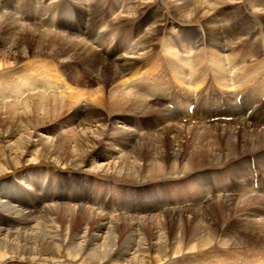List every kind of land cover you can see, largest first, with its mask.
<instances>
[{
  "label": "rangeland",
  "instance_id": "374dc122",
  "mask_svg": "<svg viewBox=\"0 0 264 264\" xmlns=\"http://www.w3.org/2000/svg\"><path fill=\"white\" fill-rule=\"evenodd\" d=\"M26 1L31 2L29 0ZM41 1L42 0H39L38 2ZM81 1L82 0H47L44 3V7H41L39 9V13H42V15H45L46 13L54 14L55 12L60 11L62 7H69V9L72 11V14H68V16L76 15L78 16V18H81V16H83V12L79 8L83 7L81 6ZM88 1L90 2L89 4L91 6V12L93 13V15L88 17L87 20L84 21L86 23V26H88V28L96 29H98V26H101V31L103 30L105 34L108 32L106 34L107 42L110 41V44L115 48L119 47V41H122L124 39L128 40V42H131L129 49L137 53H132L134 54V58H139L134 59L136 64L134 66L135 69L133 72L141 71L147 63L153 64L147 66L150 72H144L146 77V89L145 93L142 94L153 96L149 99L150 101L148 102L156 107H159L160 110H164V117L157 116V114H159L160 112L147 114L146 117H144L142 114H127L128 117H131L135 120V125L128 127L131 131H136L139 135H142L145 138H152V140L146 141L145 144H143L142 152L139 150H135V144H131L128 149L124 150L122 145H120L123 141H125L123 140V134L121 132L117 133L116 130L105 132V134L102 135L101 138H93L95 145V148L93 149L94 152L89 154V157H87L93 165H86L81 167L80 169H73L71 167L65 166L64 163L65 161H67V157L71 151V148H73V146L75 145L74 143H72L73 145L71 144L70 146L65 143V145L62 147L63 150L60 153L61 155L58 156L59 160L61 161L60 163L46 162L45 159L39 155L44 153H41V150H38L39 147H37L36 145L39 142L35 135L36 133H38L46 137L47 139H53L52 143L54 145L62 143L63 139H61L60 136L64 131L78 129L79 124L74 122L75 120L80 119V121L78 122L81 123L85 118L91 116L89 114V111L85 107L83 108L84 111L82 112V114L77 115V118L71 115V113H68L60 116L55 122L49 120L46 122L47 125L43 126V123L36 127L35 125L26 126L25 123H22V119L21 121H19L21 116L14 119L13 112H9L6 110L0 111V184L13 183V180H17L27 188L30 187L29 185H27V183H34V185H38L37 183H41L44 187V190L42 191L34 193L28 192L26 193V195L24 194L26 192V189H22V186L18 184L16 197L20 199L19 201L21 202V206L14 208L22 209V211H31L33 213H38L50 206H56L53 215L54 222L52 223L50 228H47L48 231L46 232L45 238L42 241L41 238L38 237L39 242L41 243V247L43 248L35 252L31 251L30 249L24 250L23 248H16V250H18L19 254L21 253V255L30 254L33 252L35 255H41L43 258H59L63 261L68 260L69 258H67V255H69L70 252H73L70 250L72 249L70 245L76 243L75 245L77 246V244L80 243V240L77 239V236L80 232H82V226L85 225L87 218L91 216L88 211L94 210L106 217H109L110 219L128 218L135 220L136 222L134 224H138V226L134 227L133 223H130V221L127 220L123 221L124 223L120 224L122 225L120 226V231H117L114 234L115 236L113 237L115 239V247L113 253L112 255L106 257L107 261L104 264H126V260L135 261V258L137 257L138 259H140V263L136 262V264H158V260L159 264H264V242H262V240L255 238L251 241V243L247 242L245 245L238 244L235 246H222L221 243L223 242V240H235L236 232H231L232 229L239 230L242 234V230L246 231L248 225L253 224L251 222L260 220L259 218H256V216H254L253 211L251 212L252 215L248 214L249 212L247 209H242L238 212L232 213L231 216L227 217H221L218 215V218L216 220L217 236L213 241V245L209 249L201 251L199 250L197 252L185 251V253H183L176 251L177 248H183L188 246L189 244H194L192 243L194 238L191 236H193L196 232V227L198 226L196 222H186L182 224V222L177 221V217H175V220L172 223L164 221L166 218H170L168 215L172 214L173 212L184 213L183 215L185 217L192 218V214L189 212L192 210H196L199 207L204 209V212L206 211V213L209 214V207L211 209L215 206V200L219 201L220 198H230L234 200L236 198L242 197L243 193L249 190V188L245 187L242 190L241 181L234 173L240 175L246 174V165L249 163L250 157H253L255 159L264 175V166L258 157L261 153H264V149L256 152L245 153L240 157L231 158L230 160L220 164L219 166L211 168L207 167L206 169H203L212 171L210 173V178H201L200 175L202 174L203 170H199L198 172L191 174L188 173L187 175H169L170 172H176H173V170L178 169L176 173L181 172V168L184 162H187V160H191L187 157L188 153H190L192 150V146L190 145L189 140L194 135L193 132L196 129L184 130L183 132L182 129L178 130L180 139H178L176 144L172 137L176 135V133L171 132L170 130L160 132L165 127L164 124H166L164 123V119L170 117V113L169 110L164 108V106L166 105V100H163V102H155L154 100L152 101V99H155V95L154 93H151L149 91L148 86L154 85L152 82L160 78V76H152L154 67H156V69H158L159 67L162 68L163 66L165 67L166 65H164V57L169 55H171L172 58L175 57L178 53V49H180V46L192 53V56H189L191 60L198 54L201 55V58L203 60L208 59L212 62H214L213 58L218 57V59L220 58L219 60L224 59V57L221 58L222 56H220L216 52L217 50H210V47H208L209 45L200 47L202 43L201 39L206 36V33H209V31L204 28L203 22L193 21L189 23L183 21L182 15H177L176 11L173 9L174 7L172 8V6H170L165 0H125L124 5L127 8L125 9L126 11L124 9L118 11L115 3H117V1L119 2V0ZM122 1L124 0H121V3L117 5L124 6ZM206 1L210 2L209 8H211H207V10L209 9L211 11L212 17L215 18V21L220 26V31H224L226 35H230L232 33V30L235 28H243L241 30L242 32L246 28L249 30V28L254 29L255 27L253 31H251L252 29L249 30V32L251 31V34L253 35H251V38H249V34H231L235 37H229V40H227V54L236 51V54H231V58L229 56H226L225 58V60L230 58L228 60L230 62L228 63L229 68L233 70L231 64L234 62L231 59H234V61L237 62H244V60L246 61V59L251 55L255 59V61L251 64H255L257 60H261L264 62V33H260L264 31L262 30L264 25L261 24H264V20L263 16L259 12H255V14L253 11L256 8L254 6L256 5L259 7V9L264 10V0H229L227 4L225 3L222 5H215L214 2L211 3V1L213 0ZM27 2H25L24 0H0V10L13 15L19 22L23 23L27 27L37 26L42 30L48 31L45 26L40 27V24L28 25L26 23L25 15H28L29 10L23 4H26ZM137 5H139V7H136ZM256 10L258 9L256 8ZM42 17L44 18L45 16ZM154 17L156 19L163 20L162 22L158 23L159 25L157 24L159 29L158 33L154 37V41H152L151 46L148 49L143 47L140 48V52H138V43L140 42V36L143 35L141 38L142 40L146 36V33H148L149 30L155 25L156 19ZM250 19L256 20L257 24L259 25H254L253 20L252 23L249 22ZM64 23V27L66 28L70 27V25L72 24L69 21ZM140 25L142 29H140ZM260 25H262L261 28H259ZM196 29H198L200 32H196ZM53 30L56 31L57 29L54 28ZM110 30H113L114 32ZM56 34L62 35L63 33H60V31H58ZM257 38L259 39V41ZM256 39L258 43L255 42ZM195 41H197V44L194 47L193 42ZM22 42L24 43V46H21L23 48H20L19 50L13 47L12 44H9L10 46H5V43L3 42V44L0 45V51H3V49L7 47V49H13V51L19 53V55L23 53L22 50H24L25 53L28 52L30 54V56L26 59L19 58L20 61H18L15 67L0 71V86L7 85L9 89V84L24 80L27 73L36 68L37 69L34 70L35 76L29 77V81H32L35 77H41L46 72L52 70V68L53 72L57 73L61 80L63 79L61 75L64 70L62 59L65 58L62 56V54L57 55V53H55L54 51L51 53L49 49H46L45 52L49 53L50 55H33V52L37 47L36 42L31 38L28 40H23ZM206 42L208 43L207 39ZM251 44L254 46H252ZM170 47L174 51L177 50L176 54L173 53L174 55H172L171 53L167 52ZM163 49H165L166 51ZM64 53H66V51ZM167 53H169V55H166ZM220 53H222V51H220ZM81 55L82 54H80L79 56H74L75 59L73 58L70 61H64L68 66V68H65L68 75H66L67 80L63 81V85H67L72 88L75 87L74 89L79 88L78 82H81L82 85L85 84L84 86L95 85L97 76L89 77L88 73L85 70L86 63L82 59ZM99 55L97 53L96 57L98 59ZM239 55L241 57H244L242 61L237 60L241 58ZM177 56L182 59L183 57L188 56V54L185 53V55H181L179 53ZM104 60H106L107 63L119 66H124L126 63V60L115 62L111 61L107 57H104ZM174 63L178 65V61L174 60ZM222 64L225 63L222 61ZM96 65H98L99 67V61L96 62ZM25 66L29 67L24 68ZM129 67L131 68V65H129ZM100 68L101 74H103L102 71L104 73L106 72V74L110 72L109 68L106 67V65L104 66V64L100 65ZM91 73L93 74V72ZM162 73H167L166 68H162ZM76 74L79 75L77 76ZM160 74L161 73H159V75ZM138 77H141V73L137 75V78ZM174 77L178 82L182 83V86H184H181V89L183 88L186 91L191 92H195L197 90V94H201V98L205 97L203 92H209L215 89L213 85H209V88H204V86L206 85L205 83H203L201 87H198L194 84V80L197 77L202 79V82L211 81L209 74L205 72L204 69L201 70V73H192V71L189 69H182L180 70V72H174ZM189 87L191 88L190 90H188ZM128 89L132 90L135 93H141V91L143 90L141 81H139L138 79V81L134 85L128 87ZM61 92L67 93V95L70 94L66 91L57 89L45 90L43 92H8L2 95L0 94V105L4 107L13 105L15 103L21 105L27 102V99L35 94L40 95L41 93H46V96H52L53 94ZM69 92L72 93L73 91ZM210 95L214 96V93H210ZM184 115L180 114L179 125H192L193 123H181ZM209 116L212 115L208 114V112H205L204 116L202 117L203 122L201 123L197 121L192 126L203 127L210 124H217L210 123L208 121ZM93 117H98L99 119L105 120L107 127L111 128L112 120L122 116L107 113L103 109H95ZM125 117L121 119L123 120V123L128 122V120L124 119ZM155 119L160 120V122H155ZM139 120L142 123H140ZM148 122L161 124L160 128H162L163 126L164 127L162 129H156L154 133L153 130L148 127ZM239 122L240 120L218 123H220L221 125L223 124L222 127H229V125L235 126ZM140 125L143 126L141 127ZM118 126L127 127L128 125H124L120 121V123L117 124V127ZM258 126L259 128H264L263 125L259 124ZM77 131H75V134L79 133ZM158 131L159 133H163L164 136H166H159V133H157ZM161 139L163 143H161ZM262 142L264 143V140H262ZM110 143H112V146L108 145ZM223 146L224 144L222 145L221 150L225 149V147ZM242 148L243 144L239 145L235 149L237 153L239 152L238 155L240 154ZM148 149L150 150L149 152ZM122 151L123 153L121 154L123 156H125L124 153L126 155L132 154L129 156V160L132 164L137 165V175L141 179L150 174L149 171L152 160H154L155 162H159L158 169L159 171L161 170V172L164 173V177L160 179L149 180L146 182H128L122 181L118 178L97 174L92 171V168L95 166V164L103 165L121 160V154L118 153ZM85 153L86 152H84V154ZM107 155H110L113 158L108 159ZM204 162H207V160H205ZM193 164L199 165L197 160H193ZM221 171L228 172L232 176L231 179L235 184L234 189L238 188L236 191H230L227 193L226 191L229 190L226 187H222V184L225 185L224 180L219 181V179L215 176L218 175L216 173H220ZM194 186H198L196 196L195 194L193 195L195 191ZM211 186H213L215 191L211 189ZM249 187L251 189V186ZM6 192V194L0 195H3V197L9 195L10 191L7 190ZM0 193H5V187L0 188ZM36 193L39 194L36 195ZM258 196L264 198L263 193H258ZM29 203H33V210L30 207ZM9 206L11 205L9 204ZM79 207L83 208V210L79 209ZM256 210L257 209H255L254 212H256ZM0 214H3L2 218L4 217L7 220L9 219L10 222H14L13 218H11L14 216L9 215V212L6 211V209H1V206ZM248 215L251 216L249 217ZM9 221L4 222V224L3 222H0V228L3 226L5 227L4 230L9 229V231H13L15 230V228H21V225L17 227H9ZM32 226L34 228L35 225ZM94 227L95 226L91 224V228L89 230H93ZM183 234L185 235L184 239ZM157 242H161L163 255H157V253L155 252V244ZM57 243L58 245L62 243L61 245H59L60 252L58 254L55 252V250H49L47 249L48 247L45 248V245H53ZM132 243L133 245L136 244L139 247L141 246V252L138 253V255H135V250L130 251L128 254H126L128 246H130ZM82 244H85V242H82ZM82 247L84 249L87 248L85 246ZM13 250L15 249L0 246V254H9ZM90 255H93L92 251H82V254L80 256L81 260H79L78 264H102L100 261L96 260L95 257ZM160 256L162 257L158 259V257ZM73 263L74 262H65V264ZM0 264L57 263H53L51 259H40L37 261L24 259L21 261L20 258H16L12 263L4 260L0 261Z\"/></svg>",
  "mask_w": 264,
  "mask_h": 264
},
{
  "label": "bare ground",
  "instance_id": "6f19581e",
  "mask_svg": "<svg viewBox=\"0 0 264 264\" xmlns=\"http://www.w3.org/2000/svg\"><path fill=\"white\" fill-rule=\"evenodd\" d=\"M24 1L27 2L26 0ZM29 1L31 2H27L26 4L25 3L23 4L29 10L28 15L27 14L25 15L26 23L28 25L40 24V27L45 26V28L48 31L42 30L37 26L27 27L23 23L19 22L13 15L8 14V12L5 13L0 10V39H1L0 45L3 44V42L5 43V46L12 44L13 47L19 50L20 48H23L21 46H24V43L22 41L31 38L37 44V47L33 52V55L34 54L50 55L49 53L45 52L46 49H49L51 53L54 51L55 53H57V55L62 54V56L65 58L62 59L64 70L61 75L63 79L61 80L58 74L53 72V68H52V70L47 69L50 71L46 72L41 77H35L32 81H29L28 80L29 77L35 76L34 70H36L37 69L36 68L29 71L25 76L24 80L17 83L9 84V89L7 85L0 86V94L2 95L8 92L26 93L28 91L43 92L45 90H55V89L63 90L70 94L67 95V93L64 92L56 93L53 94L52 96H46L45 95L46 93H41L40 95L35 94L32 95V97H30L29 99H27V102L21 105L15 103L13 105L5 106L7 108L0 105V111L6 110L9 112H13L14 119H16V117L21 116L19 121H21L22 119V123H25L26 126L35 125V127L43 123H44L43 126H45L47 125L46 122L49 120L55 122L56 120H58L60 116H63L64 114H68V113H71V115L77 118V115L82 114V112L84 111L83 110L84 107L89 111V114L91 116L85 118L83 122L79 123L78 121H80V119L74 121L77 124H79L78 125L79 130L77 129L78 131L68 130L63 132V134L60 136L61 139H63L62 143H58L54 145L52 143L53 139L51 140L47 139L41 134L36 133L35 137L39 142L37 143L36 146L39 147L38 150H41V153H44L39 155L42 156L46 162L60 163L61 161L59 160L58 156L61 155L60 153L63 150L62 147L65 145V143L68 146L74 143L75 145L73 146V148H71V151L67 157V161H65L64 163L65 166L71 167L73 169H80L81 167L86 165L92 166L93 164L90 162V160L87 157H89L88 156L89 154L94 152L93 149L95 148V145L93 138L96 137L101 138L102 135L105 134V132H111L115 130L117 133L121 132L123 134V140L125 141H123L122 144L120 145H122L124 150L128 149L131 144H135V150L136 151L139 150L142 152L143 144H145L146 141L152 140V138H145L142 135H139L138 132L131 131L128 127L134 126L135 120L131 117H128L127 114H132V115L142 114L144 117H146L147 114L160 112L159 114H157V116L164 117V110H160L159 107H156L152 105L150 102H148L150 101L149 99L153 96L142 94L145 93V89H146L145 86L146 77L144 72H150L147 66L153 64L147 63L146 66L141 71L133 72L135 69L134 66L136 64L134 59H137L138 57L134 58L133 55L137 53L129 49L131 42H128V40L124 39L122 41H119L118 43L119 47L115 48L110 44V41L107 42L106 34L108 32L105 34L103 30L101 31L100 30V28H102L101 26H98V29L88 28V26H86V23L84 21H86L88 17L93 15V13L91 12V6L89 4L90 2L88 0L81 1V6L83 7L82 8L79 7V8L83 12V16H81V18H78V16L75 17L76 19L75 22L77 23V25L76 26L72 25L67 28L64 27L65 24L64 22H68L69 20L72 21L71 16H68V14L72 13L69 7L68 8L62 7L60 11L55 12L54 14L46 13L45 15H42V13H39L40 11L39 9L41 7H44V3L47 0H42L41 2H38L39 0H29ZM165 1L170 6H172V8L174 7L173 9L176 11L177 15H182L183 21L189 23L193 21L203 22L204 28L207 31H209V33L205 32L206 36H204L203 39H201L202 43L200 47L204 45L206 46L209 45L208 47H210V50L213 49L217 50L216 52L220 56H222L221 58L224 57V59L221 60L225 63L222 64V61L219 60L220 58L218 59V57L213 58L214 62L209 61L208 59L203 60L201 58V55L198 53H197L198 55L193 57L192 59L193 61H192L189 58V56H192V53H190L188 50L183 49L180 46V49H178L177 54H176L177 50L174 51L171 49V47L169 50L167 48L168 50L167 52L171 53L172 55L176 54V56L172 58L171 55L167 53L166 55L169 56L164 57V65L166 66L165 67L163 66L162 68L164 69L166 68L167 70L166 74L162 73L161 67L158 66L159 67L158 69L154 67L152 76L153 77L160 76V78L152 82L154 85L148 86L149 91L151 93H154L155 95V99H152V101L154 100L155 102H163V100H166L165 103L167 104L164 106V108L169 110L170 113V117L164 119V123H166L164 125L166 128L163 126L164 127V128L162 127L163 130H161L160 132L165 130L166 131L170 130L171 132L176 133V135L172 136L176 144L178 139H180V134L178 130L182 129L183 132L184 130L196 129L193 132L194 135L189 140L190 145L192 146V150L190 153H188L187 157L190 158L191 160H187V162L186 161L184 162L181 168L182 169L181 172L176 173L178 171L177 169V170H173V172L176 171L175 173L170 172L169 175L176 176L179 174L187 175L188 173L190 174L195 173L198 172L199 170L206 169L207 167L211 168V167L219 166L220 164L227 162L231 158L240 157L245 153L256 152L264 149V143L262 142V140H264V128H259L258 126L259 124L264 126V62L261 60H257L255 64H251L252 62L255 61L252 55L249 56V58H247L246 61L244 60V62H237L234 61V59H231L234 62L231 64V67L233 69L231 70L228 66V63H230L228 60L231 58V54H236V51L227 54L228 51L226 50L227 47L226 43L227 40H229V37H235L232 36L233 34H245V35L249 34V38H251L252 35L251 31H253L255 27L254 29L249 28V30L252 29L250 32L247 28L244 29L242 32L241 30L243 28H239V29L235 28L232 30V33L230 32L232 35L227 34L228 35L227 36L224 31L222 30H221L222 32L220 31V26L215 21V18L212 17L211 15L212 13L209 10L211 9L209 8L210 7L209 1L206 0L205 1L204 0H165ZM122 2L124 5L125 0ZM213 2L215 3V5L216 4L222 5L225 3L227 4L229 0L211 1V3ZM119 3H121V0L115 3L116 4L115 6L117 7L118 11L127 9L125 5L124 6L117 5ZM136 7H139V5H137ZM254 7L258 9L256 10L255 8V10H253L254 13L259 12L263 16V20H264V10L259 9L257 5ZM207 8L209 9L207 10ZM42 16L45 17L43 18ZM252 20L250 19L249 22L252 23ZM162 21L163 20L156 19L155 25L149 30L148 33H146V36L142 40L141 38L143 35L140 36L139 39L140 42L138 43L139 44L138 52H140V48L145 47L148 49L151 46V43L152 41H154V37L157 35L159 30L158 23ZM253 23L254 25H259L257 24L256 20H253ZM261 24L264 25L263 23ZM262 25H260L259 28H261ZM54 28H56L57 30L54 31L53 30ZM140 29H142L141 25H140ZM262 30H264V27L262 28ZM58 31H60V33L63 34L62 35L56 34ZM196 32H200V31L196 29ZM260 33H264V31ZM206 39L208 43L206 42ZM257 39L255 40L256 43H258ZM193 44L195 47L197 41L193 42ZM22 51L23 53L20 55L19 53L14 52L13 49L10 50L7 49V47H5L3 51H0V71H4L6 69L15 67L18 61H20L19 58L26 59L27 57L30 56L28 52L25 53L24 50ZM65 51L66 53H64ZM220 51H222V53H220ZM97 53L98 55L99 54L101 55V56L99 55V59L96 57ZM179 53L181 55L182 54L185 55V53H187L188 56H185L182 59H180L179 56H177ZM80 54H82L81 57L86 63L85 70L88 73L89 77H96V76L97 77L94 86L92 85L84 86L85 84L82 85L81 82H78L79 88L74 89L75 87L72 88L70 86L63 85V81L67 80L66 75H68L65 70V68H68V66L65 64L64 61L65 60L70 61L74 58V56L76 55L79 56ZM226 56H229L230 58L225 60ZM104 57H107L111 61H115V62L126 60V63L124 66L107 63L106 60H104ZM243 58L244 57H241L240 59L237 60L242 61ZM174 60L178 61V65L174 63ZM97 61H99V67L98 65H96ZM102 64H104V66L106 65V67L109 68L110 70L109 73L106 74V72L104 73L103 71H102L103 74L100 73L101 72L100 65ZM129 65H131V68L129 67ZM28 67L29 66H25L24 68H28ZM182 69L184 70L189 69L192 71V73H201V70L204 69V71L209 74L211 81L202 82V79L197 77L194 80V84L197 85L198 87H201L203 83H205L206 85L204 86V88H209V85H213L215 89L209 92H203L205 96L203 98H201V94L199 95L197 94L198 93L197 90L195 92H191V91H186L183 88L181 89L182 83L178 82L177 79L174 77V72H180V70ZM91 72H93V74ZM140 73H141V77L137 78V75ZM159 73L161 74L159 75ZM76 75L78 76L79 74ZM138 79L139 81H141V86L143 87L141 93H135L132 90L128 89V87L134 85L138 81ZM190 89L191 88L189 87L188 90ZM69 91H73V92L71 93ZM210 93H214V96L210 95ZM171 105L173 106V109L170 108ZM192 108L194 109L193 114L190 112ZM8 109H12V110H8ZM95 109H103L107 113L121 115L122 117H118L117 119L115 118L116 120L115 119L112 120L111 122L112 126L111 128H108L105 120L99 119L98 117H93ZM205 112H208V114L212 115L208 117L209 118L208 121L210 123H217V124H210L203 127L192 126L197 121L201 123L203 122L202 117L204 116ZM180 114L183 115L185 114L182 118L181 123H193V124L179 125ZM123 117H125L124 119L128 120L127 123H123V120H121ZM239 120L240 122L237 125L235 126L229 125V127L228 126L222 127L223 124L221 125L220 123H218V122H233ZM120 121L122 124L128 126L117 127V124L120 123ZM156 121L160 122V120L155 119V122ZM139 122L142 123L140 120ZM148 123H149L148 127H150V129L153 130L154 133L156 129L160 128L161 126V124L158 123L156 124L151 122ZM75 131L79 133L75 134L76 133ZM157 133H159V131ZM162 135L164 136L163 133H159V136ZM162 139H161V143H163ZM222 143L224 144L223 147H225L224 150H221V147L223 145ZM111 144L112 143L108 145ZM242 144H243V148L240 154L238 155L239 152L237 153L235 149ZM149 151L150 150L148 149V152ZM84 152L86 153L84 154ZM121 153H123V151L118 154ZM124 155L125 156L121 154V160L119 161H115L103 165L95 164V166L92 168V171H94V173L97 174L118 178L122 181H128V182H146L149 180H155L164 177V173L161 172V170L159 171L158 169L159 162H155L154 160H152L150 164V171H149L150 174H148L146 177L141 179L137 175L138 174L136 170L137 165L132 164L129 160V156L132 154L126 155L124 153ZM258 157L264 166V153H261ZM107 158L112 159L113 157L107 155ZM193 160L194 161L197 160L199 165L193 164ZM205 160H207V162H204ZM249 160H250L249 163L246 165V171H247L246 174L240 175L234 173L241 181L242 190L245 187L249 188V190L243 193L242 197L236 198L234 200L230 198H220L219 201L215 200L214 202L215 206L212 207L211 209L209 207L210 210L209 214H207L206 211L204 212V209L198 206L199 207V208L197 207L198 209L192 210L193 213L192 211L189 212L192 214L191 216L192 218L185 217L183 215L184 213L173 212L172 214L168 215L170 218H166L164 220V221H168V223H172L174 222L175 217H177V221L182 222V224L186 222H196L198 225L196 227L195 234L191 236L194 238L192 242L194 244H189L188 246L183 248H177L176 249L177 252H183V253H185V251L197 252L199 250L201 251V250L209 249L213 245V241L217 236L216 220L218 218V215L221 217H227V216H231L232 213L238 212L242 209H247L249 212L248 214H251V212L253 211L254 216H256V218H259L260 220H255L251 222L253 224L252 225L249 224L248 227L246 228V231L242 230V234L239 230L232 229L231 232H236L235 240H229V241L223 240V242H221L222 246L223 245L235 246L238 244L245 245L247 242L251 243V241L255 238L262 240V242H264V198L258 196V193L264 194V175L258 163H256L255 159L253 157H250ZM248 166H249V170H248ZM254 166L259 172L258 179L255 176L256 170L253 169ZM211 172H212L211 170L209 171L203 170L200 176L201 178H210ZM216 174H218L215 176L219 179V181L224 180L225 185L222 184V187L224 188L226 187L229 190L226 191L227 193L230 191L234 192L238 189V188L234 189L235 186L234 181L231 179L232 176L228 172L221 171L220 173H216ZM258 182H259V187L256 189L255 185ZM18 184L22 186V189H26V192L24 194L28 192L34 193L44 190V187L41 183H37L38 185H34V183L32 184L27 183V185L30 186L29 188H27L25 185H22V183L18 182L17 180H13V183L0 184V188L5 187V193H0V194H6L7 190L10 191L9 195H6L5 197H3V195H0L1 209H6V211L9 212V215L14 216L11 217L13 218L14 222H10L9 219L7 220L4 217L2 218L3 214L2 215L0 214V222H3L4 224V222L9 221V227L10 226L17 227L21 225L20 229L15 228V230L13 231H9V229L4 230L5 227L3 226L0 228V246L3 247L5 246L6 248L15 249L11 251L9 254H0V261L5 260L9 263H12L16 258H20L21 261L24 259L33 260V261H37L40 259L41 260L51 259L53 263H57V264H65L66 261L74 262L73 264L76 263L78 264L79 260H81L80 256L82 254V251L89 250L92 251L93 254L90 256L95 257L96 260L104 264L107 261L106 257L112 255L113 253L115 247V242H114L115 239L113 237L115 236L114 234L117 231H120L119 230L120 226H122L120 224L124 223L123 221L127 220L130 221V223L132 222L134 227L138 226V224H134L136 221L133 219H128V218L110 219L109 217H106L103 214H100L94 210H89V211L87 210L91 214V216L87 218L85 225L82 226L83 228L82 232H80L79 235L77 236V239L80 240V243H78L79 245L77 244L76 246L75 242H72L75 244L70 245V247L72 248L70 250L73 252H70L69 255H67V258H69L68 260L63 261L62 259L59 258H43L41 255H35L33 252L30 254L21 255V253L19 254V251L16 250V248L19 249L23 248L24 250L30 249L31 251L34 252L37 250H41L43 248L41 247V243L39 242L38 237L41 238L42 241L45 238L46 232L48 231L47 228L48 227L50 228L52 223L54 222L53 215L56 206H50L38 213H33L31 211H22V209L14 208L21 206V202L19 201L20 199L16 197V190ZM249 186H251V189ZM194 188L195 191L193 195L195 194L196 196L198 186H194ZM211 189L215 191L213 186H211ZM38 194L39 193H36V195ZM9 204L11 206H9ZM32 204L33 203H29L30 207L33 210ZM79 209L83 210V208L80 207ZM255 209H257L256 212H254ZM251 215L248 216L250 217ZM91 224H93L95 227L93 230L90 231L89 229L91 228ZM32 225H35L34 228ZM184 238L185 235L183 234V239ZM82 242H85V244H82ZM59 245L58 243L53 245H45V248L48 247L47 249L49 250L50 249L55 250V252L58 254L60 252ZM82 246H85L87 248L84 249ZM155 246H156L155 252L157 253V255H163L161 242H157ZM140 247L136 244L133 245L132 243L130 246H128L126 254H128L130 251L135 250L136 252L135 255H138V253L141 252ZM161 257L162 256L158 257V259H160ZM136 262L140 263V259H138V257L135 258V261L126 260V264H132V263L136 264ZM158 264H159V260H158Z\"/></svg>",
  "mask_w": 264,
  "mask_h": 264
}]
</instances>
